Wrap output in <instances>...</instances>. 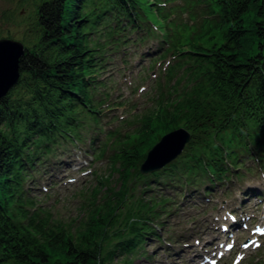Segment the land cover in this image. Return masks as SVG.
Here are the masks:
<instances>
[{"label": "trees", "instance_id": "trees-1", "mask_svg": "<svg viewBox=\"0 0 264 264\" xmlns=\"http://www.w3.org/2000/svg\"><path fill=\"white\" fill-rule=\"evenodd\" d=\"M243 4L234 26L238 35L237 45L229 57L233 79L237 77L242 84L253 71L258 70L259 56L255 55V50L264 44V0H244ZM82 6L83 0H57L39 7L40 24L47 35L43 37V47L39 51L32 54L26 50L20 60V69L29 75L33 99L42 107L54 105L59 110L58 103L70 99L75 89L85 95L83 87L77 83L76 74L77 58L81 55ZM19 105L20 102L13 100L11 93L0 101V179L4 184L3 171L10 169L11 159L6 134L30 116L29 111H22ZM150 124H154L152 119ZM112 220V206L109 203L104 211L93 213L81 247L74 249L67 245L64 249L59 245L47 244L40 248L38 254L20 248L7 236L3 226L0 228V264H107L103 255L114 256V238L107 236L105 229L112 224Z\"/></svg>", "mask_w": 264, "mask_h": 264}, {"label": "rangeland", "instance_id": "rangeland-1", "mask_svg": "<svg viewBox=\"0 0 264 264\" xmlns=\"http://www.w3.org/2000/svg\"><path fill=\"white\" fill-rule=\"evenodd\" d=\"M39 1L0 0V36L25 40L30 46L36 44L38 42V35L35 33L36 4ZM24 94L25 98H28V94L25 92Z\"/></svg>", "mask_w": 264, "mask_h": 264}, {"label": "water", "instance_id": "water-1", "mask_svg": "<svg viewBox=\"0 0 264 264\" xmlns=\"http://www.w3.org/2000/svg\"><path fill=\"white\" fill-rule=\"evenodd\" d=\"M23 52L21 43L0 40V98L19 77L18 60Z\"/></svg>", "mask_w": 264, "mask_h": 264}, {"label": "snow or ice", "instance_id": "snow-or-ice-1", "mask_svg": "<svg viewBox=\"0 0 264 264\" xmlns=\"http://www.w3.org/2000/svg\"><path fill=\"white\" fill-rule=\"evenodd\" d=\"M229 247H231V245H229ZM245 247H247V245H245Z\"/></svg>", "mask_w": 264, "mask_h": 264}]
</instances>
